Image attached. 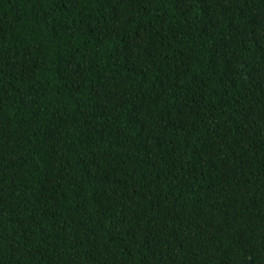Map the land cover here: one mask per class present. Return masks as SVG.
Instances as JSON below:
<instances>
[{
  "label": "trees",
  "instance_id": "trees-1",
  "mask_svg": "<svg viewBox=\"0 0 264 264\" xmlns=\"http://www.w3.org/2000/svg\"><path fill=\"white\" fill-rule=\"evenodd\" d=\"M0 264H264V0H0Z\"/></svg>",
  "mask_w": 264,
  "mask_h": 264
}]
</instances>
